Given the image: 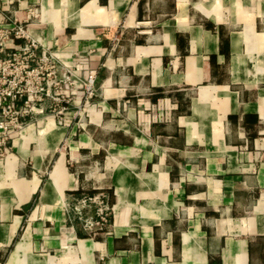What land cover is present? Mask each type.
<instances>
[{
	"label": "crops",
	"instance_id": "obj_1",
	"mask_svg": "<svg viewBox=\"0 0 264 264\" xmlns=\"http://www.w3.org/2000/svg\"><path fill=\"white\" fill-rule=\"evenodd\" d=\"M0 7L97 89L0 157V264H264V0ZM95 192L93 236L70 205Z\"/></svg>",
	"mask_w": 264,
	"mask_h": 264
},
{
	"label": "built area",
	"instance_id": "obj_2",
	"mask_svg": "<svg viewBox=\"0 0 264 264\" xmlns=\"http://www.w3.org/2000/svg\"><path fill=\"white\" fill-rule=\"evenodd\" d=\"M11 39L23 41L18 48L10 50L5 42ZM78 85L86 99H92L97 92L96 74L82 79L75 70L62 65L52 50L28 37L22 20L3 15L0 21V157L10 151L11 142L22 134L28 122L44 111L45 104L49 103L57 125H63L70 92ZM70 210L84 232L93 236L105 231L113 216L109 196L104 192L82 193L72 202Z\"/></svg>",
	"mask_w": 264,
	"mask_h": 264
}]
</instances>
